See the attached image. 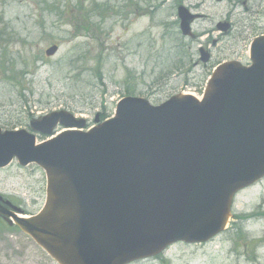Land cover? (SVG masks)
I'll return each mask as SVG.
<instances>
[{
    "label": "water",
    "instance_id": "obj_1",
    "mask_svg": "<svg viewBox=\"0 0 264 264\" xmlns=\"http://www.w3.org/2000/svg\"><path fill=\"white\" fill-rule=\"evenodd\" d=\"M178 18L192 36L197 16L179 7ZM251 61L221 66L202 102L180 95L152 107L126 98L115 119L39 146L25 131L0 130V168L16 158L39 165L48 180L38 216L19 219L2 205L0 216L58 264H128L180 241L207 242L224 231L234 195L264 177V37L253 42ZM58 125L85 122L60 111L31 130L51 136Z\"/></svg>",
    "mask_w": 264,
    "mask_h": 264
},
{
    "label": "rangeland",
    "instance_id": "obj_2",
    "mask_svg": "<svg viewBox=\"0 0 264 264\" xmlns=\"http://www.w3.org/2000/svg\"><path fill=\"white\" fill-rule=\"evenodd\" d=\"M179 6L200 15L195 39L179 33ZM224 21L233 32L223 39L216 26ZM262 34L264 0H0V129H28L59 111L92 128L100 115L112 119L125 97L153 106L178 94L201 98L205 75L231 61L248 66L250 44ZM53 45L57 54L46 57ZM202 47L211 53L207 66ZM188 80L199 85L187 89ZM0 196L34 216L45 203L46 176L14 162L0 170ZM0 264L55 263L0 220ZM134 264H264V179L235 197L220 236L173 244Z\"/></svg>",
    "mask_w": 264,
    "mask_h": 264
},
{
    "label": "trees",
    "instance_id": "obj_3",
    "mask_svg": "<svg viewBox=\"0 0 264 264\" xmlns=\"http://www.w3.org/2000/svg\"><path fill=\"white\" fill-rule=\"evenodd\" d=\"M101 119H104V115L101 116Z\"/></svg>",
    "mask_w": 264,
    "mask_h": 264
},
{
    "label": "bare ground",
    "instance_id": "obj_4",
    "mask_svg": "<svg viewBox=\"0 0 264 264\" xmlns=\"http://www.w3.org/2000/svg\"><path fill=\"white\" fill-rule=\"evenodd\" d=\"M191 94V93H190ZM192 95H194V94H192ZM195 96V95H194Z\"/></svg>",
    "mask_w": 264,
    "mask_h": 264
}]
</instances>
